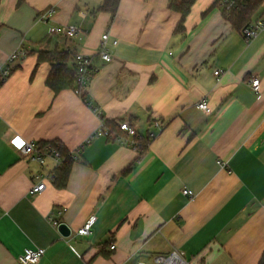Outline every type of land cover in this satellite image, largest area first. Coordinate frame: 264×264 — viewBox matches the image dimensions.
Instances as JSON below:
<instances>
[{"label":"crops","instance_id":"obj_1","mask_svg":"<svg viewBox=\"0 0 264 264\" xmlns=\"http://www.w3.org/2000/svg\"><path fill=\"white\" fill-rule=\"evenodd\" d=\"M216 1L196 0L180 35L181 15L169 0H120L114 19L97 11L104 0H0V264H20L27 248L45 249L38 264H147L173 250L191 264H259L264 32L246 41ZM262 17L264 2L250 24ZM57 25L79 31L52 35ZM106 33L118 42L110 63L96 56ZM55 50L70 55L69 66L78 54L94 56L88 102L73 89L55 94L47 86L51 65L38 57ZM202 99L211 113L197 107ZM91 104L117 125L129 121L140 136L157 135L141 154L116 137H95L100 120ZM19 139L56 142L72 153L65 188L50 178L30 196L35 176L58 166L50 157L40 164L22 155ZM91 216L90 235H78ZM54 219L71 237L52 226Z\"/></svg>","mask_w":264,"mask_h":264},{"label":"built area","instance_id":"obj_2","mask_svg":"<svg viewBox=\"0 0 264 264\" xmlns=\"http://www.w3.org/2000/svg\"><path fill=\"white\" fill-rule=\"evenodd\" d=\"M248 0H220L219 5L222 8L223 13L226 15H230L233 11L239 10L242 6L245 5V3ZM54 10L51 9L48 13L45 15H42L40 18L47 19L51 17L54 14ZM79 29L76 26H67V25H57L52 26L50 28V33L52 35H60L64 36L66 38H73L77 33ZM264 32V17L254 21L249 26L245 27L241 34L244 37L246 41H251L259 36V34ZM118 44L117 41H111L109 33H106L102 36L101 43L99 46V49L96 53V56H98L102 61L106 63L112 62V53L111 49L112 47L116 46ZM20 52H15L11 54L7 61L6 65L2 71V78H6L11 74V68L9 65L13 63L18 57ZM93 57L92 55H84V54H78L75 56L74 59V66L76 68V74H77V89L76 93L80 96L83 92H86L92 78L96 75L98 72V68L93 63ZM223 74V71L216 70L215 75L220 77ZM252 89L256 92L259 90L260 86V80L258 78L251 79L250 83ZM93 112L98 116L100 120V126L99 128L94 132L93 136H108L113 137V135L110 133V131L107 129L105 124V119L102 116V113L100 110L91 105L90 106ZM197 107L202 110L205 113H211L212 109L210 108L208 102L206 99H202L197 103ZM154 127L157 128L159 131L162 130V126L159 121H155L153 123ZM118 127L121 132H123L128 137H135L138 135V130L130 124L129 121H121L118 123ZM149 138L154 139L156 137V132L149 131ZM116 139L119 140L122 143L129 144V145H136V141H129L126 136H122V134H116ZM58 146V144H57ZM17 149L18 151L26 156L30 157L31 160L36 161L40 164H43L45 162L46 157L53 158L57 166L61 164V154L58 150V147L53 146L51 144H48L45 148H39L36 142L32 141H25L19 139V143H17ZM225 165V164H224ZM223 165V166H224ZM47 179H50V176L46 177L42 174H38L35 176L36 183L33 185L32 189L29 191L30 196L37 195L39 193H42L46 187V181ZM184 194L192 197L193 193L189 190H184ZM66 209L59 210L58 216H61ZM263 210H264V202H263ZM96 222V217L91 216L84 226L79 229L78 235L80 236H88L91 233V230L93 228V225ZM60 221L58 219L52 220V226L58 229L60 225ZM72 233V231H71ZM72 235V234H71ZM70 235V237H71ZM114 248V246H112ZM45 254V249L43 248H27L23 252L22 255L18 257V260L20 264H38L42 257ZM145 264V263H140ZM153 264H191L185 259V254L182 251L173 250L168 255H158L154 259Z\"/></svg>","mask_w":264,"mask_h":264},{"label":"trees","instance_id":"obj_3","mask_svg":"<svg viewBox=\"0 0 264 264\" xmlns=\"http://www.w3.org/2000/svg\"><path fill=\"white\" fill-rule=\"evenodd\" d=\"M119 2L120 0H104L103 4L97 9V11L110 13L112 19H114L118 11ZM195 2L196 0H169V9L174 12H178L181 15V18L175 29L176 34H185V21L190 14ZM219 2L220 0H217L213 6H218ZM263 2L264 0H248L244 6H242L239 10L233 11L230 15L223 13L224 18L237 31L241 32L245 27L250 25L251 15ZM44 61L50 63L51 65V70L46 84L55 94H58L66 89H73L76 91V68L74 64L73 66L68 65V62L70 61V55L68 53L58 50L53 52H42L38 57V62L42 63ZM80 97L88 102L87 92H83ZM103 118L105 119L107 129L113 135V137L109 138H115L116 134L121 133L118 125L115 124V121L108 120L104 116ZM133 139L136 141V148L140 154L146 151L147 144L151 140L149 138V134L148 136L137 135ZM48 144L58 147V150L61 154V164L50 174V178L56 188L63 189L67 186L74 159L72 158V153L67 148L59 145L57 146L58 143L56 142L37 143L39 148H45ZM108 245L109 243L107 242L103 245V247L106 248ZM259 264H264V254L261 257Z\"/></svg>","mask_w":264,"mask_h":264},{"label":"water","instance_id":"obj_4","mask_svg":"<svg viewBox=\"0 0 264 264\" xmlns=\"http://www.w3.org/2000/svg\"><path fill=\"white\" fill-rule=\"evenodd\" d=\"M58 231L63 237H69L72 230L66 223H60Z\"/></svg>","mask_w":264,"mask_h":264},{"label":"rangeland","instance_id":"obj_5","mask_svg":"<svg viewBox=\"0 0 264 264\" xmlns=\"http://www.w3.org/2000/svg\"><path fill=\"white\" fill-rule=\"evenodd\" d=\"M156 257V256H155ZM185 259L188 261V257L185 256ZM147 264H153L151 262H148Z\"/></svg>","mask_w":264,"mask_h":264},{"label":"snow or ice","instance_id":"obj_6","mask_svg":"<svg viewBox=\"0 0 264 264\" xmlns=\"http://www.w3.org/2000/svg\"><path fill=\"white\" fill-rule=\"evenodd\" d=\"M14 143H19V141L17 140V141H14Z\"/></svg>","mask_w":264,"mask_h":264}]
</instances>
